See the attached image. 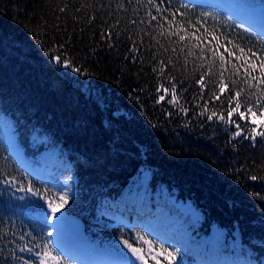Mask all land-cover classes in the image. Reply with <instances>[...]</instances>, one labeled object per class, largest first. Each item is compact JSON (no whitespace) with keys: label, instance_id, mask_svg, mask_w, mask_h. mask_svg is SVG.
Listing matches in <instances>:
<instances>
[{"label":"trees","instance_id":"obj_1","mask_svg":"<svg viewBox=\"0 0 264 264\" xmlns=\"http://www.w3.org/2000/svg\"><path fill=\"white\" fill-rule=\"evenodd\" d=\"M205 1L221 4L231 23L202 18L183 0H0V180L16 176L23 181L17 187L30 181L40 193L0 184V264H35L34 254L20 251L25 244L40 242L37 251L45 240L55 246L46 236L54 223L50 202L64 210L56 231L70 264H136L122 241L145 233L155 239L152 232L179 248L176 264H264V138H250L264 125L234 114L236 129L219 119H228L237 90L242 111L264 108V84L249 86L243 68H233L244 63L240 48L264 59V39H256L264 37V0ZM249 63L259 77V60ZM221 80L229 85L223 94ZM173 85L176 104L168 102ZM212 112L217 116L209 119ZM3 115L30 158L51 170L68 168L72 191L30 172L11 153ZM65 193L67 204L58 200ZM191 204L204 212L201 221L185 209ZM69 212L84 219L85 234L66 227ZM117 217L154 227L115 226Z\"/></svg>","mask_w":264,"mask_h":264},{"label":"snow or ice","instance_id":"obj_2","mask_svg":"<svg viewBox=\"0 0 264 264\" xmlns=\"http://www.w3.org/2000/svg\"><path fill=\"white\" fill-rule=\"evenodd\" d=\"M192 7H195V2L192 0L191 3ZM182 7L188 8L189 4H183ZM63 10V9H62ZM175 15V13H173ZM214 14L211 12H203L201 13V17H212ZM155 19V17H153ZM229 20H231V17H228ZM135 23V21H133ZM237 27L244 28L243 24L237 25ZM264 30V28H261ZM244 31L247 32L249 31L248 28H244ZM173 35H178V33H173ZM180 40H184L183 36L179 37ZM215 39V37H213ZM257 40L264 39L262 36H257ZM213 53V56L215 57L217 55V51L215 49H210ZM242 55L240 57H237V59L243 60L244 63L238 68L235 65L233 66L234 68V74L239 73L241 68H243V71L245 73L246 78L250 77V79L247 80V83L249 86L252 85V81L259 80V84H257V87L259 85L264 84V59L260 58L257 56L256 52H253L251 48L247 49V52L250 53V56H245L243 55L245 53L244 48L239 49ZM203 49H201V53L203 54ZM233 53L229 52V55L231 56ZM251 57H256L259 60V71L260 75L259 77L253 76L252 75V70L257 68L256 63H249V60ZM55 61L57 64L63 63V66L68 68L71 67V63L67 60L61 61L60 56H55L54 57ZM219 60L221 62V65L226 63L225 61V56L223 53H219ZM74 71L80 72L79 68H75ZM211 73V67L209 68V72L205 73V75H209ZM220 76L223 77V72H220ZM174 79V78H172ZM198 84H200L201 89H204L207 87L205 84V80L203 76L197 81ZM219 87V92L223 94L224 92L229 90V85L227 83H224L223 80H221L218 84ZM175 85L172 87V99L169 100V103L176 104L177 103V98L175 95ZM164 92L167 93L168 89L165 88ZM260 95L264 96V88H260ZM241 96V91L237 90L235 91L231 97L229 98V104L231 105L232 99H235L236 103L234 107H230L229 110L227 111V117L228 119L225 120L224 114H219V119L221 121H224L225 123L228 124H235L236 129H240V124L235 123V121L232 120L233 115L235 114L238 120H243L246 122H249V117H250V123L252 125H256L259 127L260 125H264V108H261L259 111V116L257 115V111H253L252 107H247L245 110H241V103L239 100V97ZM164 96L160 97V100H163ZM212 99L219 100L220 96L216 95L215 93L212 94ZM261 103V100L259 97L256 99V104L259 105ZM181 111L187 112L186 108H181ZM205 111H207V108H205ZM204 112L201 113L203 115ZM217 116L216 112H212V115L209 116L208 118L211 119L212 117ZM252 132L255 133L254 136H251L250 138L252 140H255L256 136H260L261 138H264V131H257V128H253ZM236 136H240L241 132L237 131L235 133ZM25 176L27 173L24 174ZM251 179L256 180V176H252ZM23 181L18 180L16 176H11L8 177L7 175L3 180H0V184L8 186L10 189H15V191L19 192H28L32 193L33 196L40 195L38 191H33V188L31 186V182H28V186L25 188L23 186L17 187V185L22 184ZM67 194L65 193L64 195L58 196V200L61 201L63 204L68 203V199L66 198ZM19 199L23 200L25 197H19ZM51 208V217L55 221L57 219H63V217H57V212L61 208L60 203H49L48 205ZM137 226H141L145 229H147L149 232L152 231L154 225L151 222H145L143 225H133L132 227L135 228ZM49 230L46 232L47 237H52L55 239L56 243L55 246H53V241L52 240H45L44 241V247L42 251H37V249L41 248V243L37 242L35 244V247H29L27 244H25L20 251L21 252H28L34 254L35 257H37V260L35 264H70V261L68 258H66V254L64 252L63 248V242L62 238L57 235L54 237V230L59 228V225L57 223H52L51 225L48 226ZM132 229H129L131 231ZM15 235V233H13ZM152 235L155 237V239H150L147 238V233L144 235L136 234L134 238L132 239V243L129 242V240L125 239L122 241L123 245L127 250L136 258L137 261L141 262V264H148V259L150 258L155 262V264H176V259L179 255V248H173L171 246L166 247L165 244L171 245V241L167 239L166 236L160 235L156 232H152ZM21 240H24L25 237L21 236ZM41 240H44V237H41ZM140 241L139 246H134L136 244V241ZM159 241H164L163 243ZM14 242V241H13ZM145 245L147 246V251H145ZM25 264H33L31 260L25 261Z\"/></svg>","mask_w":264,"mask_h":264},{"label":"rangeland","instance_id":"obj_3","mask_svg":"<svg viewBox=\"0 0 264 264\" xmlns=\"http://www.w3.org/2000/svg\"><path fill=\"white\" fill-rule=\"evenodd\" d=\"M195 2V7H198L201 11L203 12H211L213 13V17H216L217 19H221V21L223 23H227L230 24L231 22L227 21L228 20V14L223 11V7L221 4L220 5L221 9L216 8V5H211L209 2H206L205 0H194ZM184 4H189V6H191L192 0H183ZM192 7V6H191ZM259 116V114H257ZM2 122V126H3V138L4 141L6 142L9 150L11 151V153L17 157L20 162L30 171L33 172L35 174H38L42 177L45 178H50L51 180H53L54 182L57 183V185H59L62 188H66L68 190L72 191V186L70 181L68 180L69 178H71V174L68 170L67 167H65L64 165H60L58 169H49L48 166L35 162L32 158H30L25 151V148L23 145L20 144V142H18L17 137H16V131L10 121V119L8 117H5L4 115L2 116L1 119ZM54 171V176H51L50 172ZM185 209L187 210V212L189 211L193 217L195 219H197L198 221H201V219L204 218V212L196 205L191 204L189 207H187V205H185ZM64 214V210L59 209V211L57 212V217H62ZM67 215V213L65 214V216ZM54 221V220H53ZM54 223H57L60 227H63V222L62 219H57L54 221ZM124 224L127 225L128 227L132 228L127 222H125L124 220H122L120 217H117L115 220H112V224H114L115 226H119V224ZM215 231L217 230L218 233H220V235L224 234V227L220 226L219 224L215 223L214 225ZM214 231V232H215ZM57 232L55 230L54 233V237L57 236ZM220 238V237H218ZM55 241V239H54ZM125 251L127 252V254H129V257L131 259H133L135 262H137L136 264H141V262L137 261L136 258L128 251L125 249Z\"/></svg>","mask_w":264,"mask_h":264},{"label":"water","instance_id":"obj_4","mask_svg":"<svg viewBox=\"0 0 264 264\" xmlns=\"http://www.w3.org/2000/svg\"><path fill=\"white\" fill-rule=\"evenodd\" d=\"M66 225L76 235H82L86 231L84 219L76 213H68L65 217Z\"/></svg>","mask_w":264,"mask_h":264}]
</instances>
